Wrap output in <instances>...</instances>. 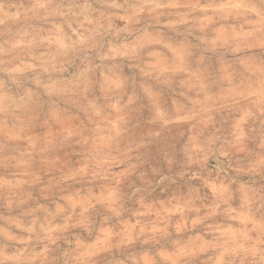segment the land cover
<instances>
[{
  "label": "clouds",
  "instance_id": "9594fccd",
  "mask_svg": "<svg viewBox=\"0 0 264 264\" xmlns=\"http://www.w3.org/2000/svg\"><path fill=\"white\" fill-rule=\"evenodd\" d=\"M0 264H264V0H0Z\"/></svg>",
  "mask_w": 264,
  "mask_h": 264
}]
</instances>
